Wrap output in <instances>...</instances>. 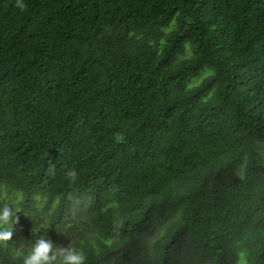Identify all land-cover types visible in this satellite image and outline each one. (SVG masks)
<instances>
[{
  "label": "trees",
  "instance_id": "1",
  "mask_svg": "<svg viewBox=\"0 0 264 264\" xmlns=\"http://www.w3.org/2000/svg\"><path fill=\"white\" fill-rule=\"evenodd\" d=\"M21 2L0 0L20 218L41 200L63 238L84 208L85 264H264V0Z\"/></svg>",
  "mask_w": 264,
  "mask_h": 264
},
{
  "label": "rangeland",
  "instance_id": "2",
  "mask_svg": "<svg viewBox=\"0 0 264 264\" xmlns=\"http://www.w3.org/2000/svg\"><path fill=\"white\" fill-rule=\"evenodd\" d=\"M20 199L21 196L19 193H11L6 188H3L0 192V208L15 204L14 208L11 209L14 213L13 219L17 216V223L14 225L11 239L18 252L27 255L35 239L42 235L48 237L53 242L56 250L67 247L79 251L85 241L95 240L93 231L86 224L88 222V216L84 208L77 206L76 203L70 204L68 210L69 217L66 226L70 227V229L64 231V237L60 238L56 233L50 231L52 230V226L48 222V216L52 208L45 209L41 200L36 201L34 203L35 210L27 218L22 220L20 218ZM23 223L29 225L28 231L22 228L21 225ZM5 227L7 228V226ZM28 236H30L32 241L28 240Z\"/></svg>",
  "mask_w": 264,
  "mask_h": 264
},
{
  "label": "clouds",
  "instance_id": "3",
  "mask_svg": "<svg viewBox=\"0 0 264 264\" xmlns=\"http://www.w3.org/2000/svg\"><path fill=\"white\" fill-rule=\"evenodd\" d=\"M18 8L22 11L26 5L17 0ZM67 176L75 180L76 173L69 171ZM14 213L8 206L0 208V240H10L13 235L14 225L17 223V216L13 219ZM7 226V228H5ZM85 256L72 248L56 250L53 242L45 236L35 239L30 252L24 257L23 264H85Z\"/></svg>",
  "mask_w": 264,
  "mask_h": 264
}]
</instances>
